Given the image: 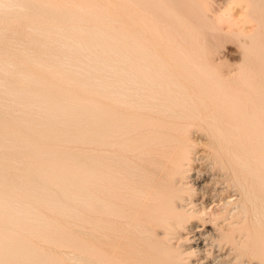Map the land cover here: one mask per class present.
<instances>
[{
	"label": "bare ground",
	"instance_id": "obj_1",
	"mask_svg": "<svg viewBox=\"0 0 264 264\" xmlns=\"http://www.w3.org/2000/svg\"><path fill=\"white\" fill-rule=\"evenodd\" d=\"M0 264H264V0H0Z\"/></svg>",
	"mask_w": 264,
	"mask_h": 264
},
{
	"label": "rangeland",
	"instance_id": "obj_2",
	"mask_svg": "<svg viewBox=\"0 0 264 264\" xmlns=\"http://www.w3.org/2000/svg\"><path fill=\"white\" fill-rule=\"evenodd\" d=\"M234 47H233V45H226L225 47H224V49L222 50V54H225L226 56H228V58H229V60L230 61H236L237 60V58H235V56H233V55H231L230 54V51L233 49ZM185 246V245H184ZM186 246H188L187 244H186ZM204 253V252H203ZM220 254V251L219 250H216V251H214V255H216V256H218Z\"/></svg>",
	"mask_w": 264,
	"mask_h": 264
}]
</instances>
